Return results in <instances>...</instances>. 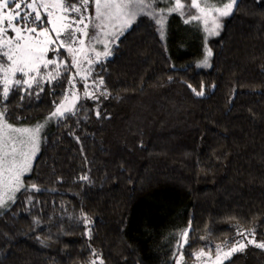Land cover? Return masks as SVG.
Returning a JSON list of instances; mask_svg holds the SVG:
<instances>
[{
    "label": "trees",
    "instance_id": "trees-1",
    "mask_svg": "<svg viewBox=\"0 0 264 264\" xmlns=\"http://www.w3.org/2000/svg\"><path fill=\"white\" fill-rule=\"evenodd\" d=\"M224 21L207 68L198 26L189 42H163L139 20L94 64L107 98L77 97L59 123L46 118L73 69L23 100L16 91L4 102L0 84L7 122L46 124L21 177L29 191L0 213V264H174L253 231L264 242V0H238ZM247 246L223 264H264Z\"/></svg>",
    "mask_w": 264,
    "mask_h": 264
},
{
    "label": "snow or ice",
    "instance_id": "snow-or-ice-1",
    "mask_svg": "<svg viewBox=\"0 0 264 264\" xmlns=\"http://www.w3.org/2000/svg\"><path fill=\"white\" fill-rule=\"evenodd\" d=\"M165 2L167 14L179 12L185 24L191 21H202L204 31L207 33L205 55L202 64L197 67H208L212 51L207 46V38L219 34L218 29L222 27L219 17L229 16L238 0H227V2L225 0H203V2L191 0L190 5L186 0H174V6L173 0H165ZM159 4L160 0H79V2L77 0H0V84L3 85V101L6 102L16 91L20 92V99L23 100L25 95H31L36 89L39 91L35 94L39 95L49 84L54 90L55 81L62 78L61 64H63V72H68L72 67L78 69L76 75L83 71L82 80L86 99L99 101L101 96L107 98L108 94L103 86L104 78L101 76L97 79L93 76L94 61L92 56L85 52V47H91L92 41L99 43L100 33L104 32L107 35L105 29L108 22L122 20L126 26H131L141 16H146L155 23L163 39L167 16L164 8L161 7L157 11ZM90 5H94V16L90 11ZM41 8L47 10V20L44 19ZM192 9H196L197 12L193 13ZM48 25L51 27L49 28ZM123 31H126V27L121 28L120 34ZM9 32L14 33V37L9 35ZM116 38L111 37L109 43ZM77 44L81 47L77 48ZM62 48L71 54V65L67 64V59L59 60ZM92 51H95L97 57L101 55L107 57L111 49L105 44L102 52L94 48ZM49 52H54L55 56L49 57ZM77 52L83 53L85 59L78 60ZM85 62L88 65L87 68L84 67ZM52 65H55V71L49 67ZM45 71L48 79H45ZM90 77H92L91 85L87 83ZM68 85L70 88L65 90L60 103L54 104V110L46 118L47 122L55 120L59 123L60 120L67 119L78 110L77 103H73L71 109L65 104L69 97L72 100L77 98V93L70 91L76 87L74 78L69 77ZM189 87L196 96L205 94L203 85L199 91L191 84ZM96 115L97 117L100 115L98 110ZM45 126L46 124L41 123L34 128L14 127L7 122L5 111H0V208L5 206V196L7 200L15 202L17 193L22 190L29 191L23 186L21 177L30 170L29 157L38 149L41 130ZM81 179L86 180L87 177ZM237 234L244 235L239 229ZM250 235L253 238L248 239L247 242L264 249V242H257L254 239V231ZM181 236L187 244L189 230L186 229ZM231 243L227 241L223 246H216V261L227 259L231 253L242 250L246 246L241 241H236L239 249L233 245L229 251H224ZM177 246L181 247L179 242ZM194 255L201 256L205 253L201 249L200 253ZM183 258L181 252L176 264H180ZM98 259L100 264H103L102 258Z\"/></svg>",
    "mask_w": 264,
    "mask_h": 264
},
{
    "label": "rangeland",
    "instance_id": "rangeland-1",
    "mask_svg": "<svg viewBox=\"0 0 264 264\" xmlns=\"http://www.w3.org/2000/svg\"><path fill=\"white\" fill-rule=\"evenodd\" d=\"M77 2H79V0H77ZM186 2H187L188 5L191 4V0H186ZM201 2H203V0H201ZM225 2H227V0H225ZM173 6H174V0H173ZM161 7L165 9V14L167 16V19H166V27H165V35H164V38L162 39L163 42L165 41V38H167V39L168 38H176V39H179V40H183V41L189 42L192 38L196 37L195 34L198 35L199 29H200V32H202V34L204 36V39H205L207 33L204 31V26H203L202 21H191L190 23L185 24L184 23V18L180 16L179 12H177L176 14L175 13L174 14H171V15H168L167 14V4H166L165 0H160V4H159V7L157 8V11H159V8H161ZM40 11H41V13L44 16V19L47 20V10L44 9V8H41ZM90 11H92V14L94 16V5H90ZM191 11L193 13H196L197 12L196 9H192ZM73 15H76V14H73ZM86 15H87V13H86ZM174 15H178L180 17L181 21H172V18H173ZM145 18L146 19H150V18H148L146 16L138 17L137 20L131 24V26L135 25L139 20L145 19ZM227 18H228V16L227 17H223V16H220L219 17V22L222 25V27L220 29H218L219 34H220L221 30L223 29L224 22H225L224 20H226ZM172 22L175 25H179L180 28H182L181 32L176 33L173 30L168 31L169 30V24H171ZM209 22H211V17H209ZM131 26H126L122 20H115V21H112V22H108L107 27L105 29V32H106L107 35H105L104 32L100 33V36H99V41L100 42L99 43H97L96 41H92L91 47H85V52H87L89 55L92 56L93 61H94V64H95V67L98 64V63H95V61L98 60L100 62V61L106 59L107 57H109L110 54L107 57H105L103 55L97 57L95 51H92V49L94 48L97 51H101L102 52L104 50V45L105 44H107L108 47L110 48V46L113 45V43H115L117 41L118 37L121 36L123 33H125ZM196 26H198L199 29ZM48 27L50 28L51 25H48ZM122 27H126V31H123V33L120 34ZM155 32L157 33L158 37L161 38V35H160L159 31L157 30V26L156 25H155ZM9 35H11V36L14 37V33L9 32ZM52 35H55V33H52ZM218 35L209 36L207 38V41L210 38L217 37ZM111 37H117V38L114 39V40H112L111 43H109V39ZM162 40L160 39L161 42H162ZM76 47L77 48H80L81 46L79 44H77ZM60 51L62 52V53L61 52L60 53L63 54V56L60 55L59 56V60L60 61H64L65 59H67V64L71 65V62H72L71 54H69L63 48L60 49ZM48 55H49V57H54L55 56V53L54 52H49ZM204 55H205V49H204ZM77 59L78 60L85 59L84 54L81 53V52H77ZM201 59L203 60L204 59V56H202ZM210 66H211V64L209 63V66L207 68H209ZM49 67L52 68L53 71H55V65H52V66H49ZM84 67L85 68L88 67V65H87L86 62L84 63ZM62 68H63V64H61V70H62L61 71V75L63 73V69ZM72 69H73V73L70 75V77L74 78V76H76V78L78 77L79 80H78L77 83H75L76 84V87L70 89V91H75L77 93V97L79 98L80 96H84V91H82V93L80 91H78L77 84L80 82V80L82 81V77H83L84 73H83V71H80V74L79 75H76L78 69L75 68V67H72L71 70ZM44 74H45V79H48L47 72L46 71H45ZM74 81H75V79H74ZM81 85H82L83 90H84V84L82 82H81ZM69 88H70V86L67 89H69ZM76 100H77V98H76ZM76 100H72V98L69 97V100L68 101H65V104H66V106L69 107V109H71V105L73 103H77ZM53 121H55V120H53ZM39 145H40V140H39V143H38V147H39ZM37 153H38V150H35L34 154L30 155V157H29L30 166H31L32 161H33V159H34V157L36 156ZM27 172H25V173H27ZM5 191H7V190L5 189ZM5 201L6 202H9V200H7V197L6 196H5ZM3 208H5V207L0 208V213L3 211L2 210ZM248 239H252V237H246L245 239L241 240V242L244 243L246 246L242 250H237V251L231 253L230 256H233L234 254L239 253V252L245 250L248 247L247 245H250V246H253L255 248H258L254 244L248 243L247 242ZM257 242H260V241H257ZM234 246L237 249H239V245L238 244L235 243ZM231 247H233V245L232 246H228L227 248L224 249V251H229L231 249ZM258 249H261V248H258ZM203 250H204L205 255H201V256L194 255V254L200 253L201 249L195 250V251L191 252L186 257L183 255L184 258L180 261V264H223L226 260H228L230 258V256H229L227 259H222V261L218 262V261L215 260V255H216L215 248L203 249ZM261 250H264V249H261ZM209 252H210V256H209ZM179 256H180V254L175 258L174 264H176V260L179 258Z\"/></svg>",
    "mask_w": 264,
    "mask_h": 264
}]
</instances>
